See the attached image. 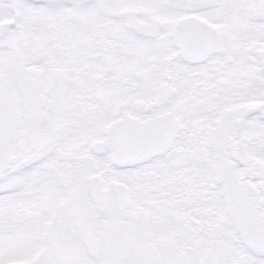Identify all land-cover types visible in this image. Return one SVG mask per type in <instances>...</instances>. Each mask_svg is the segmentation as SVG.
Here are the masks:
<instances>
[{
	"label": "snow or ice",
	"instance_id": "1",
	"mask_svg": "<svg viewBox=\"0 0 264 264\" xmlns=\"http://www.w3.org/2000/svg\"><path fill=\"white\" fill-rule=\"evenodd\" d=\"M0 264H264V0H0Z\"/></svg>",
	"mask_w": 264,
	"mask_h": 264
}]
</instances>
